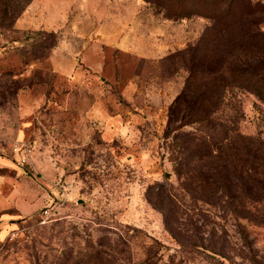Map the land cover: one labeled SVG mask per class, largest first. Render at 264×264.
<instances>
[{"label":"rangeland","instance_id":"374dc122","mask_svg":"<svg viewBox=\"0 0 264 264\" xmlns=\"http://www.w3.org/2000/svg\"><path fill=\"white\" fill-rule=\"evenodd\" d=\"M231 3L12 1L0 264H264V148L195 124L264 141V66L226 72L261 63L264 0Z\"/></svg>","mask_w":264,"mask_h":264},{"label":"trees","instance_id":"16d2710c","mask_svg":"<svg viewBox=\"0 0 264 264\" xmlns=\"http://www.w3.org/2000/svg\"><path fill=\"white\" fill-rule=\"evenodd\" d=\"M12 1L14 2V0H0V7H1V10H0V18H1L0 28H1L2 24L4 23V19L6 16H9V18L10 17L14 18L15 16L18 15L16 12H12V11H11L12 16H10L8 13L9 12L8 8L11 7ZM18 1H20V0H18ZM23 2L28 4L30 2V0H23ZM231 2H232V0H229L230 4H232ZM177 7L183 8L181 5H178ZM11 42H13V41H11ZM11 42L8 41L7 43L11 44ZM260 54H261L260 51L257 52L255 54L254 59H253L254 61L261 60V63H258L256 61L258 65L250 64V63H244L242 65L243 67L242 66L235 67L233 65H229L226 68L227 74H231L232 76H237V77H241L244 74L245 75L254 74L256 72L255 70L257 68H261V65H262V67L264 66L262 64L264 62V52L261 55V59H259ZM256 94H257L258 98L264 103V87L262 89H257ZM222 104H224V102ZM223 106L221 105V108H223ZM229 121H231L233 124H235L236 118L230 117ZM195 124L199 127L204 126V128H206L209 132L211 131L212 134H218V133L222 134L221 139H216V137H211V136L208 137L209 140L212 141V144L215 147H218V145L221 143V145H225L224 148H228V149H237L238 148L237 145L249 146L250 148H256L258 151L261 150L262 148H264V141L263 140L256 139L253 137H244L243 135H241L238 132V129L234 128V125H233V127L225 125L224 123H222V121L218 117H216V115H212V114H210V112H208L207 114L199 115L195 121ZM231 146H235V147H231ZM35 217H36V215H33L32 217H28L27 220L28 219H34Z\"/></svg>","mask_w":264,"mask_h":264},{"label":"built area","instance_id":"2783aa9c","mask_svg":"<svg viewBox=\"0 0 264 264\" xmlns=\"http://www.w3.org/2000/svg\"><path fill=\"white\" fill-rule=\"evenodd\" d=\"M47 213V212H46Z\"/></svg>","mask_w":264,"mask_h":264}]
</instances>
